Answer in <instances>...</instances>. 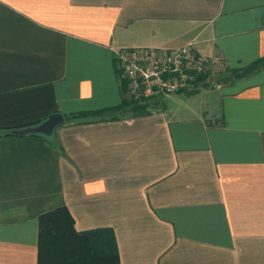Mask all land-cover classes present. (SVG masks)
I'll return each mask as SVG.
<instances>
[{
    "label": "crops",
    "instance_id": "1",
    "mask_svg": "<svg viewBox=\"0 0 264 264\" xmlns=\"http://www.w3.org/2000/svg\"><path fill=\"white\" fill-rule=\"evenodd\" d=\"M191 42L209 84L67 119L128 97L117 51ZM261 56L264 0H0V129L65 117L49 139L0 137V264H38L60 206L120 264H264V67L230 78Z\"/></svg>",
    "mask_w": 264,
    "mask_h": 264
},
{
    "label": "trees",
    "instance_id": "2",
    "mask_svg": "<svg viewBox=\"0 0 264 264\" xmlns=\"http://www.w3.org/2000/svg\"><path fill=\"white\" fill-rule=\"evenodd\" d=\"M263 67L264 56H261L248 66L231 71L230 78L246 76L257 72ZM198 81V85L209 84L212 82L210 80V73L202 75ZM121 82L123 94H127L126 81L121 79ZM192 90L195 92L196 88ZM158 96L160 95L138 99L128 96L124 97L119 105L94 111H82L66 117L69 119L72 117L109 116L110 119H120L124 117L143 116L157 109L155 108V104L158 102ZM126 112L130 113V115L123 116ZM122 113L123 115L119 116ZM40 122L34 123L33 125L39 124ZM19 128L0 129V137L18 136L12 131ZM27 135L41 136L47 139L51 137L35 133ZM38 264H120V257L118 252L110 255L99 254L97 248L91 241L90 232L78 231L75 227V219L70 210L66 206H60L43 213L39 217Z\"/></svg>",
    "mask_w": 264,
    "mask_h": 264
},
{
    "label": "built area",
    "instance_id": "3",
    "mask_svg": "<svg viewBox=\"0 0 264 264\" xmlns=\"http://www.w3.org/2000/svg\"><path fill=\"white\" fill-rule=\"evenodd\" d=\"M117 69L133 98L192 90L209 73L212 59L193 42L179 48L128 47L117 51ZM218 62V60H216Z\"/></svg>",
    "mask_w": 264,
    "mask_h": 264
},
{
    "label": "water",
    "instance_id": "4",
    "mask_svg": "<svg viewBox=\"0 0 264 264\" xmlns=\"http://www.w3.org/2000/svg\"><path fill=\"white\" fill-rule=\"evenodd\" d=\"M65 123V117L61 113L50 114L46 119L36 125L15 129L12 132L18 136L30 133L52 136L56 128Z\"/></svg>",
    "mask_w": 264,
    "mask_h": 264
},
{
    "label": "rangeland",
    "instance_id": "5",
    "mask_svg": "<svg viewBox=\"0 0 264 264\" xmlns=\"http://www.w3.org/2000/svg\"><path fill=\"white\" fill-rule=\"evenodd\" d=\"M128 94V93H127ZM128 96L129 97H131L129 94H128ZM168 95H165V94H163V95H160V96H158L157 97V100H158V102L155 104V108H162L163 106H165V98L167 97ZM123 115V113L122 114H119V116H122ZM130 115V113H128V112H126V113H124V115L123 116H129ZM93 245L97 248V250H100V249H98V247H97V245H96V242H94L93 241Z\"/></svg>",
    "mask_w": 264,
    "mask_h": 264
}]
</instances>
